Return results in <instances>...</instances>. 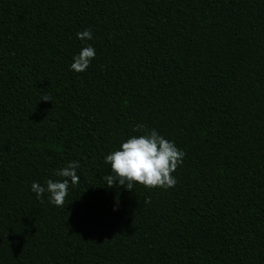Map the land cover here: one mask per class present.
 Returning <instances> with one entry per match:
<instances>
[{
	"label": "trees",
	"instance_id": "16d2710c",
	"mask_svg": "<svg viewBox=\"0 0 264 264\" xmlns=\"http://www.w3.org/2000/svg\"><path fill=\"white\" fill-rule=\"evenodd\" d=\"M137 124L175 186L105 185ZM0 264H264V0H0Z\"/></svg>",
	"mask_w": 264,
	"mask_h": 264
},
{
	"label": "clouds",
	"instance_id": "9594fccd",
	"mask_svg": "<svg viewBox=\"0 0 264 264\" xmlns=\"http://www.w3.org/2000/svg\"><path fill=\"white\" fill-rule=\"evenodd\" d=\"M76 37L84 46L73 56L69 70L79 73L86 71L90 66L96 56V49L87 43L93 39L91 29L78 31ZM134 131L143 134L128 137L116 150L105 155L104 163L111 168V173L104 177L105 185L110 188L115 184L128 190H132L133 185L137 183L149 188L167 189L175 186L177 180L173 173L183 163L184 151L154 128L146 130L143 124H137ZM79 167L78 161H70L53 173L62 179H47L44 184L33 181L30 190L35 193L37 199H42L47 194L50 204L64 207L70 183H78L76 170Z\"/></svg>",
	"mask_w": 264,
	"mask_h": 264
}]
</instances>
